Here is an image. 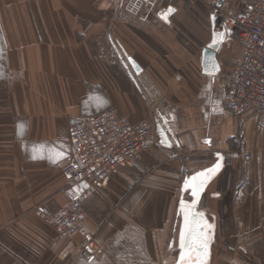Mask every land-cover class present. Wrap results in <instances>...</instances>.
Listing matches in <instances>:
<instances>
[{
    "label": "crops",
    "instance_id": "1",
    "mask_svg": "<svg viewBox=\"0 0 264 264\" xmlns=\"http://www.w3.org/2000/svg\"><path fill=\"white\" fill-rule=\"evenodd\" d=\"M206 1L0 0V264H177L181 205L193 201L214 225L207 264H264V126L255 110L227 108L219 73L242 51ZM215 32L225 37L209 47ZM110 107L132 123L154 116L167 139L157 128L155 145L85 199L84 224L103 245L88 259L82 238L40 211L60 212L75 193L69 126ZM217 162L197 200L185 181Z\"/></svg>",
    "mask_w": 264,
    "mask_h": 264
},
{
    "label": "built area",
    "instance_id": "2",
    "mask_svg": "<svg viewBox=\"0 0 264 264\" xmlns=\"http://www.w3.org/2000/svg\"><path fill=\"white\" fill-rule=\"evenodd\" d=\"M134 1L150 5L155 0ZM167 1L172 4L175 0ZM218 1L207 0L206 3L220 15L225 29L242 51L236 64L219 73L226 89L227 108L236 118L255 110L259 113L260 126H264V0H255L243 12L225 10L218 6ZM68 138L74 146L75 161L64 171L75 193L60 212H40L60 233L82 238L81 257L98 259L103 245L84 224V201L115 169L134 164L143 152L157 143V121L149 116L132 123L128 116L110 107L72 123Z\"/></svg>",
    "mask_w": 264,
    "mask_h": 264
},
{
    "label": "snow or ice",
    "instance_id": "3",
    "mask_svg": "<svg viewBox=\"0 0 264 264\" xmlns=\"http://www.w3.org/2000/svg\"><path fill=\"white\" fill-rule=\"evenodd\" d=\"M174 11L175 9H168L167 12L162 13V18L167 20L168 15ZM224 37V32H215L213 34L212 44H210L209 47L221 43ZM205 71L207 72L208 69L205 68ZM212 71H219V65L215 61L212 62ZM164 142L167 143V141ZM206 143H210V141H206ZM169 146L171 145L169 144ZM56 155L60 158L64 156L63 153H57ZM221 167L222 164L217 162L213 167L197 173L195 176L185 181V187L190 188L192 195L198 200L208 180H210ZM85 187H87V185H85ZM195 203L196 201H193L192 205H185L183 203L181 205V209L184 212V231L180 234V253L177 264H207L209 242L212 239L208 230L213 229L214 225L207 222L203 213H194L192 211L195 207ZM193 216L199 217L200 219L194 222L192 219Z\"/></svg>",
    "mask_w": 264,
    "mask_h": 264
},
{
    "label": "water",
    "instance_id": "4",
    "mask_svg": "<svg viewBox=\"0 0 264 264\" xmlns=\"http://www.w3.org/2000/svg\"><path fill=\"white\" fill-rule=\"evenodd\" d=\"M224 3H225V0H219L218 1V6L221 7ZM170 8L171 9H174L172 6H169L168 7V9H170ZM208 53H209V60H208L209 73L215 75V74H217L218 71H216V72H213L212 71V62L215 61V62L218 63V61H217V59L215 57V53L213 51H210L209 50ZM129 61H130L131 65L133 66V68L135 69V71L137 73H139L141 71V68L137 65V63L133 59H131V58L129 59ZM157 128H158V133L161 134L165 139H167V133L163 129L161 123H158L157 124Z\"/></svg>",
    "mask_w": 264,
    "mask_h": 264
},
{
    "label": "rangeland",
    "instance_id": "5",
    "mask_svg": "<svg viewBox=\"0 0 264 264\" xmlns=\"http://www.w3.org/2000/svg\"><path fill=\"white\" fill-rule=\"evenodd\" d=\"M207 8H208V10H209V12H210L211 15L214 16V14H216L215 11H214L212 8H210L209 6H208ZM216 16L219 18V20L222 19V18L220 17V15L216 14Z\"/></svg>",
    "mask_w": 264,
    "mask_h": 264
}]
</instances>
